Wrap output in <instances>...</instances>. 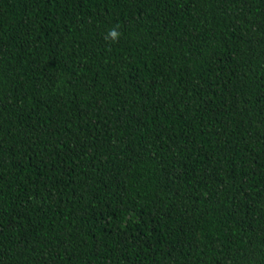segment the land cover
I'll return each instance as SVG.
<instances>
[{
  "label": "trees",
  "instance_id": "trees-1",
  "mask_svg": "<svg viewBox=\"0 0 264 264\" xmlns=\"http://www.w3.org/2000/svg\"><path fill=\"white\" fill-rule=\"evenodd\" d=\"M0 264H264V0H0Z\"/></svg>",
  "mask_w": 264,
  "mask_h": 264
},
{
  "label": "clouds",
  "instance_id": "clouds-1",
  "mask_svg": "<svg viewBox=\"0 0 264 264\" xmlns=\"http://www.w3.org/2000/svg\"><path fill=\"white\" fill-rule=\"evenodd\" d=\"M120 36L121 32L119 31L118 27H113L107 32L105 39H110L112 42H118Z\"/></svg>",
  "mask_w": 264,
  "mask_h": 264
}]
</instances>
